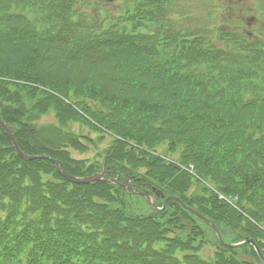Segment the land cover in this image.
<instances>
[{
    "label": "trees",
    "instance_id": "trees-1",
    "mask_svg": "<svg viewBox=\"0 0 264 264\" xmlns=\"http://www.w3.org/2000/svg\"><path fill=\"white\" fill-rule=\"evenodd\" d=\"M29 1L0 0L2 116L21 148L62 160L76 176L146 167L165 192L223 233L253 236L264 252V94L251 95L256 80L264 83L256 78L264 50L220 61L206 44L178 50L175 33L161 46L150 41L152 28L96 34L48 6L44 15L61 19L43 26L22 11ZM52 111L57 121L41 122ZM74 122L123 140L102 163L75 158L71 150L93 140L76 136ZM164 144L180 151L176 163L151 152ZM190 164L208 182L205 199H187ZM0 211V264H258L252 249L245 258L235 250L201 258L205 234L178 203L131 217L117 187L70 183L49 159L23 160L1 128Z\"/></svg>",
    "mask_w": 264,
    "mask_h": 264
},
{
    "label": "rangeland",
    "instance_id": "rangeland-1",
    "mask_svg": "<svg viewBox=\"0 0 264 264\" xmlns=\"http://www.w3.org/2000/svg\"><path fill=\"white\" fill-rule=\"evenodd\" d=\"M102 3L106 4L103 6L99 3H93L89 6L88 12L91 13V17L96 14L100 17L108 16V15H114L117 14V11L122 10V6H127L130 4L128 0H114L112 3L108 2V0H100ZM189 2V6L186 7V10H180L177 11L174 10V12H181V11H187L190 10L191 14H196V17L203 20H208V18L212 17L213 6L217 5V3H213V5L209 6L207 2H204V0H187ZM219 1H227L228 5L230 6V13L233 16H239L240 20L239 22H244L243 24L246 26L245 29L241 31V33L247 35L248 33H252L253 36H261L264 34V0L259 3H257L258 0H219ZM181 23V22H179ZM257 78L264 80V59L260 60L257 65ZM93 104V103H92ZM55 112H50L49 114H46L42 117L43 123L48 122H55ZM72 129L75 132H80L82 134H89L93 138H97L98 134L94 132H90L89 129L86 126L81 125L80 123H71ZM109 137L105 139V141L97 147L96 145H92L89 150L80 152L78 150H72V155L79 159H87L90 162L94 160H102V152L105 148L108 147L110 144ZM168 147L166 144L159 147V151L163 153L164 155H168L172 161H178L180 159V151L177 150V152L169 154L167 153ZM166 152V153H165ZM137 170V169H135ZM133 169L132 171L135 172ZM148 168L146 167H140L138 171H140L142 174L148 172ZM155 180V179H154ZM158 184V190H162V185L158 180H155ZM140 185V184H137ZM207 184L199 185L198 183L193 182L192 186L190 188V191L187 194V199L192 200H200L205 199L209 194L210 191L208 188H205ZM138 188V187H137ZM139 190V188H138ZM202 197V198H201ZM124 199L127 201L128 204H130L135 212H147L150 210L145 198L140 195H129L124 196ZM175 210L174 208L172 209ZM173 236V234L171 235ZM248 248L239 249L241 252L242 250H245ZM249 251V250H248ZM215 252V248L213 245L209 244L205 247L204 251L202 252V256L204 258H211L213 257ZM240 257H245L246 252L240 253Z\"/></svg>",
    "mask_w": 264,
    "mask_h": 264
},
{
    "label": "water",
    "instance_id": "water-1",
    "mask_svg": "<svg viewBox=\"0 0 264 264\" xmlns=\"http://www.w3.org/2000/svg\"><path fill=\"white\" fill-rule=\"evenodd\" d=\"M0 125L4 128V130L6 131V133L8 134L10 140H11V143L13 145V147L16 149V151L25 159H35V158H40V157H45V156H29V155H26L23 151H21V149L19 148L12 132H11V129L13 128V126H10L9 124L5 123L1 117H0ZM53 162L55 163L57 169L60 171V173L67 179L69 180L70 182H76V183H92V182H95V181H105V182H110V183H113V184H117L118 181L116 178L114 177H106L105 174L106 172H100V173H97V174H94L90 177H75V176H72L70 174H68L65 170V168L63 167V164L58 161V160H53ZM121 186H123L124 188L127 189H131L133 190L134 192L136 191L135 188H133L132 185L130 184H121ZM147 197V199L149 200L150 204L153 206L154 209L156 210H161L160 208H158L155 204V198L153 195L149 196V195H145ZM169 199H175L177 202H179L183 207L187 208L188 210H191L192 212H194L195 214H197L198 216L201 217V219L203 221H205L206 223H208L213 229L214 231L216 232L217 234V238H218V241L221 245H223L224 247L225 246H231V247H236V246H241V245H245L247 243H251L254 245L257 253H258V256L260 258V262L261 264H264V257L259 249V247L257 246V244L255 243V241L251 238H247L245 239L242 243H239V244H232V245H228L226 243H224L223 241V238H222V235L221 233L219 232V230L216 228V226L214 225V223L210 220H208L207 218H205L204 216H202L199 212H197L196 210H193L192 208H190L189 206L185 205V203H183V201H181L179 198L177 197H168L165 201H164V204H163V207H165L167 201Z\"/></svg>",
    "mask_w": 264,
    "mask_h": 264
}]
</instances>
